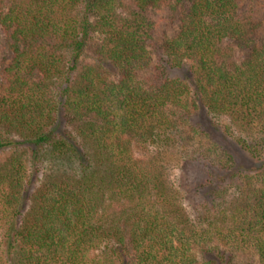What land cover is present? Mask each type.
<instances>
[{"label":"trees","instance_id":"1","mask_svg":"<svg viewBox=\"0 0 264 264\" xmlns=\"http://www.w3.org/2000/svg\"><path fill=\"white\" fill-rule=\"evenodd\" d=\"M0 28V264H264V0H0ZM195 113L256 165L213 164L192 218Z\"/></svg>","mask_w":264,"mask_h":264},{"label":"rangeland","instance_id":"2","mask_svg":"<svg viewBox=\"0 0 264 264\" xmlns=\"http://www.w3.org/2000/svg\"><path fill=\"white\" fill-rule=\"evenodd\" d=\"M0 40L5 41L1 28ZM10 58L9 53H0L1 64ZM227 125L226 121L212 120L204 114L195 113L188 119L185 126L187 133H190L194 139L191 144L193 147L186 148L190 156L182 154L174 157L169 165L171 179L180 191L182 202L192 218L195 217L199 208V200L194 194V188L206 177L213 164L231 156L234 161L247 167L256 165H253V160L228 134Z\"/></svg>","mask_w":264,"mask_h":264}]
</instances>
